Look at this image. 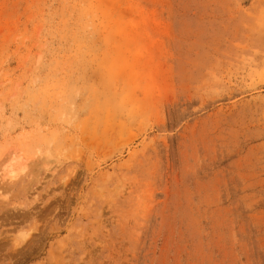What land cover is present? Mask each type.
<instances>
[{
  "label": "rangeland",
  "instance_id": "rangeland-1",
  "mask_svg": "<svg viewBox=\"0 0 264 264\" xmlns=\"http://www.w3.org/2000/svg\"><path fill=\"white\" fill-rule=\"evenodd\" d=\"M0 264H264V0H0Z\"/></svg>",
  "mask_w": 264,
  "mask_h": 264
}]
</instances>
